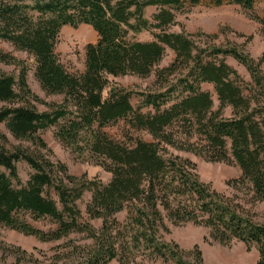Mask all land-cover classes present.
Masks as SVG:
<instances>
[{"label": "trees", "instance_id": "obj_1", "mask_svg": "<svg viewBox=\"0 0 264 264\" xmlns=\"http://www.w3.org/2000/svg\"><path fill=\"white\" fill-rule=\"evenodd\" d=\"M260 1L0 0V38L32 54L42 88L63 96L60 102L40 98L28 83L25 62L0 49V63L15 65L20 72L16 76L0 68V101L6 103L0 107V125L14 139L44 149L48 145L41 132L57 126L60 142L111 174L108 183L72 174L64 162L12 143L0 127V223L43 241L86 233L94 244L80 264H109L114 259L144 264L135 259L139 251L184 264L183 250L163 240L161 233L169 232L167 221L192 222L208 227L222 244L242 241L249 250L257 247L259 264H264V222L245 208L246 203H264V55L256 60L237 45L203 47L195 34L168 31L176 13L189 6L237 4L255 10ZM149 6L158 9L152 19L146 16ZM255 19L264 26V14ZM81 24L92 26L98 40L87 46L85 71L71 72L56 45L64 26ZM153 29V40L137 39ZM206 36L214 39L218 34ZM167 48L175 53L173 61L156 69ZM228 56L247 68L252 87ZM154 71L161 91L111 86V76L147 77ZM204 83L214 84L218 109ZM134 94L143 97L142 106L133 105ZM147 106L153 111L144 112ZM227 107L232 117L224 116ZM120 120L153 140L113 138L105 128ZM171 147L208 161L237 164L242 174L228 184L246 189L249 198L244 202L217 191L201 180L194 161L171 153ZM19 161L32 169L26 182ZM87 191L92 198L85 219L78 201ZM124 210L128 216L121 222L117 215ZM46 218L56 228L45 231L32 223ZM94 219L102 220L100 229L91 223ZM195 251L197 264H204L198 245Z\"/></svg>", "mask_w": 264, "mask_h": 264}, {"label": "rangeland", "instance_id": "obj_2", "mask_svg": "<svg viewBox=\"0 0 264 264\" xmlns=\"http://www.w3.org/2000/svg\"><path fill=\"white\" fill-rule=\"evenodd\" d=\"M157 11L156 6H149L146 9V16L152 19ZM258 14H264L263 0L257 4L255 10H247L237 4L212 7L206 5L189 6L185 11L176 13V23L168 27V31H186L195 34V40L203 47L208 45H237L258 60L264 55V26L255 19V15ZM223 28L225 29L224 32L221 31ZM156 32V29L145 30L137 35V39L142 41L153 40ZM206 34H218V36L212 39ZM97 40L98 33L90 25L81 24L76 27L66 25L60 32L56 52L69 71L84 72L87 46L90 43H96ZM0 49L23 60L29 67L28 83L34 93L48 102L62 101V95H49L42 88L35 74L37 63L32 54L18 49L11 42L1 38ZM174 57V51L167 48L163 60L157 65L156 69L168 66ZM227 61L239 71L245 81L252 87L253 80L247 68L231 56L227 57ZM0 68L16 76L20 73L19 68L12 64L0 63ZM262 69L264 70V65ZM110 79L111 86L123 87L134 92L161 91L156 83L155 71L147 77L129 74L118 77L111 76ZM203 88L212 93L215 103L214 108L218 109L219 100L214 84L204 83ZM246 94L250 95L251 91L247 89ZM131 101L135 107L143 105V97L138 94H134ZM4 105L6 103L0 101V107ZM38 107L42 111L46 109L42 104H38ZM143 111H153V108L143 107ZM224 116L232 117L231 107L225 109ZM0 127L10 137L12 143L28 146L32 151L45 154L55 161L64 162L72 174L86 175L88 178H100L104 183L111 180V174L101 165L77 157L69 147L60 142L55 135L58 129L57 126H52L41 132V136L48 145L47 149L27 141L16 140L4 124ZM105 130L113 138L123 142H131V137L134 139L141 137L148 141L153 140L152 136L146 131L130 129V126L124 120L106 127ZM170 152L194 161L197 164V172L201 180L210 183L217 191L229 196H237L244 202L249 198L246 189H235L228 184L230 180L239 178L242 174L237 164L208 161L201 155L175 147H171ZM18 169L21 178L26 182L32 173L31 167L26 161H19ZM91 198L92 192L87 191L82 199L78 201L85 219H88L86 210ZM245 208L250 211L256 221L264 222V203H246ZM127 216L128 211L124 210L117 215V218L124 222ZM32 223L45 231L56 228V224L49 218L32 221ZM91 223L97 229L102 226L101 219L91 220ZM167 225L169 226V232H162V239L179 245L183 250L184 264H197L196 245L201 250L204 264H259L260 252L257 247H252L249 250L242 241L222 244L211 237L208 227L192 222L175 225L171 221H167ZM93 244L94 240L84 232H74L58 240L43 241L35 235H27L0 223V264H80ZM135 259L137 262L144 264H178L174 260L164 262L162 258H154L150 255V251L137 252ZM109 264L125 263L120 259H114Z\"/></svg>", "mask_w": 264, "mask_h": 264}]
</instances>
